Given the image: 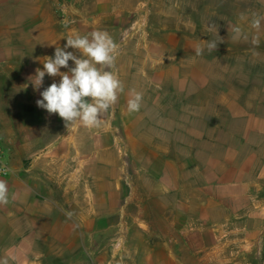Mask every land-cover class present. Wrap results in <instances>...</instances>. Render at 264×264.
Segmentation results:
<instances>
[{"label": "crops", "instance_id": "1", "mask_svg": "<svg viewBox=\"0 0 264 264\" xmlns=\"http://www.w3.org/2000/svg\"><path fill=\"white\" fill-rule=\"evenodd\" d=\"M112 7V0H0V139L11 170L0 176L10 193L0 206V257L16 255L19 264H187L181 251L188 253L192 234L193 174L207 183L199 189L211 191L200 201L203 225L193 230L203 241L219 230L213 214L203 217L210 207L242 204L250 220L257 189L264 205V146L254 143L264 142V115L252 116L244 105L232 107L233 118L244 120L238 138L220 144L196 126L191 145L187 139L179 148L161 144L150 128L146 135L139 112L115 134H77L37 107L39 93L60 80L46 74L34 91L29 78L43 70L44 57H54L68 36L93 26L107 31ZM66 50L79 58L78 50ZM208 141L210 151L203 149ZM206 221L211 228H203Z\"/></svg>", "mask_w": 264, "mask_h": 264}, {"label": "rangeland", "instance_id": "2", "mask_svg": "<svg viewBox=\"0 0 264 264\" xmlns=\"http://www.w3.org/2000/svg\"><path fill=\"white\" fill-rule=\"evenodd\" d=\"M112 1L107 32L119 45L114 70L125 91L100 127L89 129L77 125L71 128V133L85 134L92 130L93 133L115 134L121 130V125L131 118L121 103L127 102L132 89L143 94L144 107L139 117L145 124V134L150 128L161 144L174 142L177 148L190 133H195L196 126L209 138L214 133L220 144L238 138L244 120L233 118L232 107L244 105L252 116L264 115V28L259 33L257 48L249 41L233 40L231 30L228 32L229 25H239L246 33L253 32L249 27L252 13L263 15L259 0ZM99 28L93 26V31ZM208 40L220 42L214 51H208ZM197 45L204 49L202 55L194 52ZM157 72L165 74L159 76ZM153 123L154 128L148 126ZM185 126L189 128L188 136ZM188 143L190 146L189 139ZM254 143L264 146L261 139ZM213 148L215 145L210 141L203 146L206 151ZM193 175L196 182L189 183L188 191L192 234L188 239V253L181 251L182 261L187 264H264V205H260L263 192L252 191L253 201H256L250 220L245 217L242 204L213 210L210 207L203 217L213 214L219 230L215 237L209 234L203 241L193 230L203 225L199 222L203 219L199 215L200 201L210 197L211 191L199 189L207 183L201 174ZM210 226L211 222L206 221L203 228Z\"/></svg>", "mask_w": 264, "mask_h": 264}, {"label": "clouds", "instance_id": "3", "mask_svg": "<svg viewBox=\"0 0 264 264\" xmlns=\"http://www.w3.org/2000/svg\"><path fill=\"white\" fill-rule=\"evenodd\" d=\"M260 3L264 4V0H260ZM241 19L245 17L242 15ZM249 27L252 33H246L239 25H229L228 32L230 29L233 40L243 39L257 48L260 45L259 33L264 28V15L252 13ZM220 42L208 40V51H214ZM69 48L78 50L79 58L66 50ZM193 50L196 55H202L204 51L199 45ZM118 55L119 45L106 30L68 36L63 48H55L54 57H44L43 70L37 68L35 75L29 78L34 91H39L46 74L60 77L58 83L54 81L39 93L42 98L36 101L37 107L46 110L49 115L57 114L68 130L77 125L89 129L100 127L119 95L125 91L123 82L114 70ZM69 61L74 63V67L69 68ZM61 68L69 70L62 72ZM142 101L141 92L129 90L126 102L128 113L139 112ZM9 200L8 183L0 179V206H6ZM0 264H19V260L16 255H5L0 257Z\"/></svg>", "mask_w": 264, "mask_h": 264}, {"label": "built area", "instance_id": "4", "mask_svg": "<svg viewBox=\"0 0 264 264\" xmlns=\"http://www.w3.org/2000/svg\"><path fill=\"white\" fill-rule=\"evenodd\" d=\"M62 1L66 3L69 0H62ZM10 172H11L10 167L6 162L5 148L1 144V139H0V176L2 177L7 176L10 174Z\"/></svg>", "mask_w": 264, "mask_h": 264}]
</instances>
